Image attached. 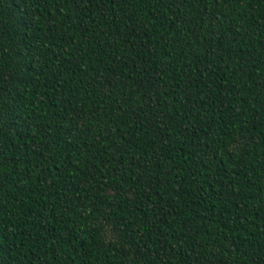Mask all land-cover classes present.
Returning <instances> with one entry per match:
<instances>
[{
  "label": "trees",
  "instance_id": "trees-1",
  "mask_svg": "<svg viewBox=\"0 0 264 264\" xmlns=\"http://www.w3.org/2000/svg\"><path fill=\"white\" fill-rule=\"evenodd\" d=\"M0 264H264V0H0Z\"/></svg>",
  "mask_w": 264,
  "mask_h": 264
}]
</instances>
